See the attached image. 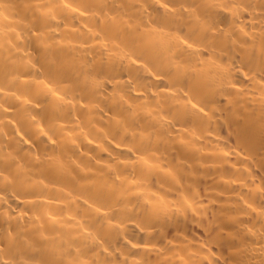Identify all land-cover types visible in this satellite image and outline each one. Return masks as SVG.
<instances>
[{"label":"clouds","instance_id":"1","mask_svg":"<svg viewBox=\"0 0 264 264\" xmlns=\"http://www.w3.org/2000/svg\"><path fill=\"white\" fill-rule=\"evenodd\" d=\"M0 264H264V0H0Z\"/></svg>","mask_w":264,"mask_h":264}]
</instances>
